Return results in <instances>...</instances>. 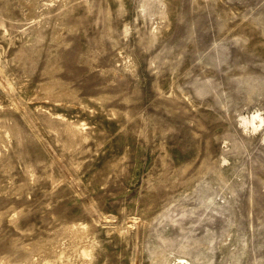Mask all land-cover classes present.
Masks as SVG:
<instances>
[{
    "label": "rangeland",
    "instance_id": "rangeland-1",
    "mask_svg": "<svg viewBox=\"0 0 264 264\" xmlns=\"http://www.w3.org/2000/svg\"><path fill=\"white\" fill-rule=\"evenodd\" d=\"M0 264H264V0H0Z\"/></svg>",
    "mask_w": 264,
    "mask_h": 264
}]
</instances>
